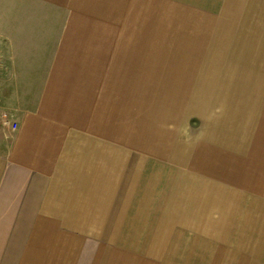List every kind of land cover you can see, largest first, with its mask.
Instances as JSON below:
<instances>
[{
    "label": "crops",
    "instance_id": "1",
    "mask_svg": "<svg viewBox=\"0 0 264 264\" xmlns=\"http://www.w3.org/2000/svg\"><path fill=\"white\" fill-rule=\"evenodd\" d=\"M261 4L0 0V264H249L238 197L195 187L203 163L231 184L235 159L195 147V80L261 40Z\"/></svg>",
    "mask_w": 264,
    "mask_h": 264
},
{
    "label": "rangeland",
    "instance_id": "2",
    "mask_svg": "<svg viewBox=\"0 0 264 264\" xmlns=\"http://www.w3.org/2000/svg\"><path fill=\"white\" fill-rule=\"evenodd\" d=\"M260 3H263L261 40L251 38L256 33L249 32L247 45L212 49V58L200 59L199 80H195V147L213 146L226 151L229 156H235L234 160L246 172V175H238L240 171L234 169L235 161L231 160L229 172L233 173H227L231 184L224 185L220 178L215 177L213 181L209 175L202 173L210 169L203 163L201 171L195 174V187L201 192L211 184L216 187V195L224 197L232 192L234 201L238 197L239 205L232 204L230 208L228 202L227 211L232 210L229 211L232 216H228L237 221V224L231 223L232 233L239 234L244 227L243 224L239 226V221L247 220L249 264L251 251H254L251 245L257 238H261L258 239L260 243L264 239V175H256L259 157L264 164V0ZM203 162H208V159L203 158ZM210 163L211 169L219 171L213 159ZM218 189L231 192L220 193ZM211 216L219 218L217 212Z\"/></svg>",
    "mask_w": 264,
    "mask_h": 264
},
{
    "label": "built area",
    "instance_id": "3",
    "mask_svg": "<svg viewBox=\"0 0 264 264\" xmlns=\"http://www.w3.org/2000/svg\"><path fill=\"white\" fill-rule=\"evenodd\" d=\"M17 128H18L17 125H14V126H13V129H14V130H17Z\"/></svg>",
    "mask_w": 264,
    "mask_h": 264
}]
</instances>
